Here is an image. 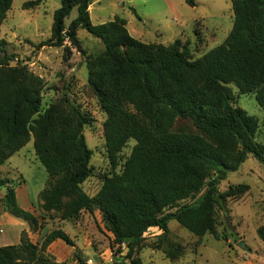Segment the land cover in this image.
Listing matches in <instances>:
<instances>
[{
  "label": "trees",
  "instance_id": "16d2710c",
  "mask_svg": "<svg viewBox=\"0 0 264 264\" xmlns=\"http://www.w3.org/2000/svg\"><path fill=\"white\" fill-rule=\"evenodd\" d=\"M96 1L62 0L54 14L52 37L40 46L60 47L68 40L80 49L79 28L103 43V52L87 61L88 86L107 116L103 131L113 171L129 141L136 142L121 173L105 176L96 196L85 193L82 184L92 174V152L83 135L89 119L65 98L42 112L43 79L19 60L11 65L14 56L7 54L3 41L0 165L33 139L36 157L48 173L39 194L43 211L65 221L82 212H99L107 231L126 247L124 259L130 264H143L137 252L144 235L157 228L165 240L172 220L200 239L210 234L225 240L217 229V210L228 199L244 195L249 186L230 185L221 192L220 184L250 155L264 164V145L255 140L259 122L233 105L232 89L253 94L264 111V0H231L230 34L197 59L180 40L163 45L135 39L121 18L94 25L89 7ZM185 2L196 6L195 0ZM12 3L0 0V27ZM75 8L78 16L66 26ZM179 118L196 131L174 130ZM12 184L0 179V187L7 190L6 211L30 229L40 227L39 218L19 205ZM257 236L264 242V225ZM57 240L74 246L61 229L47 234L41 245L23 232L20 244L0 246V264H66L48 252ZM180 252L174 244L164 250L171 261Z\"/></svg>",
  "mask_w": 264,
  "mask_h": 264
},
{
  "label": "rangeland",
  "instance_id": "374dc122",
  "mask_svg": "<svg viewBox=\"0 0 264 264\" xmlns=\"http://www.w3.org/2000/svg\"><path fill=\"white\" fill-rule=\"evenodd\" d=\"M35 0H13L6 19L0 27V42H5L8 55L26 65L43 79L42 112L62 98L68 99L89 119L83 135L92 152L91 176L82 184L90 197L96 196L107 175L121 173L126 159L136 142L130 140L121 154L120 164L112 170L106 151L103 124L106 114L88 86L87 61L104 50L103 43L79 28L80 49L66 41L63 46L41 47L52 37L54 14L62 0H42L37 6H26ZM190 7L185 0H98L89 7L94 25L121 18L126 21L130 35L144 43L169 45L180 40L193 59L222 44L230 34L234 13L231 0H195ZM134 7L137 13L132 11ZM137 14V16H136ZM75 8L66 19V26L76 19ZM233 105L246 111L259 122L256 142L264 145V111L253 94H239L232 86ZM176 131L196 130L192 124L179 118ZM0 179L12 180L19 205L34 213L40 227L30 229L27 222L10 215L4 205L6 188L0 187V246L18 245L26 232L30 241L41 245L45 236L55 229L65 231L74 241L70 246L63 241L52 243L48 252L57 262L66 264H130L124 257L127 249L117 243L107 231L99 212H82L77 219L61 220L54 213L41 208L39 194L45 189L48 173L38 161L33 139L0 165ZM248 185L249 190L237 198H230L223 209L217 210V229L225 240L207 234L198 238L177 221L170 222V232L164 240L162 231L153 228L140 242L137 257L143 264H264V242L257 229L264 225V164L253 156L236 172H230L219 189L225 192L230 185ZM243 243L245 248L240 246ZM169 244L177 246L180 256L169 260L164 250ZM162 248L159 249L158 247Z\"/></svg>",
  "mask_w": 264,
  "mask_h": 264
},
{
  "label": "crops",
  "instance_id": "0c3cea01",
  "mask_svg": "<svg viewBox=\"0 0 264 264\" xmlns=\"http://www.w3.org/2000/svg\"><path fill=\"white\" fill-rule=\"evenodd\" d=\"M131 7V6H130ZM132 9H135L134 7H131ZM135 11H136V9H135ZM136 13H137V11H136ZM169 226H170V223H169ZM61 240H57V241H55L54 242V244H62V243H59Z\"/></svg>",
  "mask_w": 264,
  "mask_h": 264
},
{
  "label": "water",
  "instance_id": "95a60500",
  "mask_svg": "<svg viewBox=\"0 0 264 264\" xmlns=\"http://www.w3.org/2000/svg\"><path fill=\"white\" fill-rule=\"evenodd\" d=\"M240 246H242L243 248H245V245L243 243H241Z\"/></svg>",
  "mask_w": 264,
  "mask_h": 264
},
{
  "label": "built area",
  "instance_id": "2783aa9c",
  "mask_svg": "<svg viewBox=\"0 0 264 264\" xmlns=\"http://www.w3.org/2000/svg\"><path fill=\"white\" fill-rule=\"evenodd\" d=\"M92 262H93V261H88V264H93Z\"/></svg>",
  "mask_w": 264,
  "mask_h": 264
}]
</instances>
